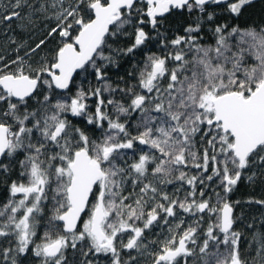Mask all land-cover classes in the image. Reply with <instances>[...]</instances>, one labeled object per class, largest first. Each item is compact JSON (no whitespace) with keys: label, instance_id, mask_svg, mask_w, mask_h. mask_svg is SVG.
Wrapping results in <instances>:
<instances>
[{"label":"snow or ice","instance_id":"1","mask_svg":"<svg viewBox=\"0 0 264 264\" xmlns=\"http://www.w3.org/2000/svg\"><path fill=\"white\" fill-rule=\"evenodd\" d=\"M254 2L0 0L33 33L0 54V264H264L230 199L264 182Z\"/></svg>","mask_w":264,"mask_h":264},{"label":"trees","instance_id":"2","mask_svg":"<svg viewBox=\"0 0 264 264\" xmlns=\"http://www.w3.org/2000/svg\"><path fill=\"white\" fill-rule=\"evenodd\" d=\"M210 11L212 8L209 9ZM264 18V0H255L253 6L249 8L245 14L239 20H232V23H239L241 25L250 24L253 22H260ZM224 17H219V21H223ZM13 20L9 25L7 23L0 22V54H4L8 57L13 56V51L11 47L6 45V41L9 36H15L18 40L28 39L29 36L33 35L30 31H24L19 26L17 27ZM191 20L185 14L183 16L174 14L172 17H169V23L172 29L179 28L182 24L190 23ZM44 25L39 24V28L43 29ZM171 35V32L169 33ZM33 42V41H30ZM122 43H130V40H123ZM155 41L153 42V50L155 51ZM51 46V43L50 45ZM123 63V68L120 70L122 75L125 70H131V65L126 60L121 61ZM112 74V73H110ZM249 198L255 199H264V182L257 180L254 184H249L246 181H242L237 189L231 194L230 199L233 201L239 200L241 203L235 209V215H243V219L236 224L237 230H240L244 233L242 238V250L245 252H251V256L248 257L249 260L252 259V256H255V246L249 248V243L253 245L255 242L252 240L253 230H249L246 225L252 222V218L255 217L257 220V227H259V220L261 215L264 214V207H260L255 204L244 203ZM258 259V258H257ZM24 264H37V262L29 255V257L24 261ZM142 264H149L148 261H143Z\"/></svg>","mask_w":264,"mask_h":264},{"label":"rangeland","instance_id":"3","mask_svg":"<svg viewBox=\"0 0 264 264\" xmlns=\"http://www.w3.org/2000/svg\"><path fill=\"white\" fill-rule=\"evenodd\" d=\"M14 23L17 24L16 26L18 27L20 25L21 21H15Z\"/></svg>","mask_w":264,"mask_h":264}]
</instances>
